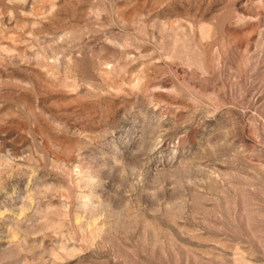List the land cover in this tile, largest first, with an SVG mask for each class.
Listing matches in <instances>:
<instances>
[{"label":"rangeland","instance_id":"374dc122","mask_svg":"<svg viewBox=\"0 0 264 264\" xmlns=\"http://www.w3.org/2000/svg\"><path fill=\"white\" fill-rule=\"evenodd\" d=\"M0 264H264V0H0Z\"/></svg>","mask_w":264,"mask_h":264}]
</instances>
